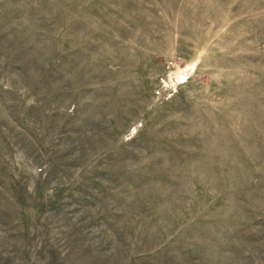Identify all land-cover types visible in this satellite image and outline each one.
Here are the masks:
<instances>
[{
	"label": "rangeland",
	"instance_id": "374dc122",
	"mask_svg": "<svg viewBox=\"0 0 264 264\" xmlns=\"http://www.w3.org/2000/svg\"><path fill=\"white\" fill-rule=\"evenodd\" d=\"M0 264H264V0H0Z\"/></svg>",
	"mask_w": 264,
	"mask_h": 264
}]
</instances>
